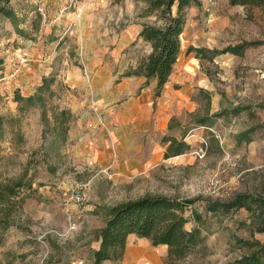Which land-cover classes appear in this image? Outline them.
<instances>
[{
	"label": "rangeland",
	"instance_id": "1",
	"mask_svg": "<svg viewBox=\"0 0 264 264\" xmlns=\"http://www.w3.org/2000/svg\"><path fill=\"white\" fill-rule=\"evenodd\" d=\"M86 1L17 3L18 11L32 5L42 14L38 30L30 20L21 24L33 32L32 37L20 36L9 20H0V116L4 118L0 183L24 182L17 189L16 203L8 206L11 225L0 229V264H45L50 255L57 260L53 264H92L90 250L100 244L98 233L105 225L107 208L149 195L196 200L187 214L193 216L195 211L201 218L191 220L187 228L199 224L203 241L181 264H229L248 252L240 239L264 242V232L253 233L246 209L229 213L207 209L209 202L229 201L239 193L264 192L262 9L232 5L230 0H202L201 6L190 9L181 49L184 69L195 70L194 90L184 93L191 106L172 117L187 128L185 139L191 149L166 159L163 136L172 133L181 138L182 134L169 130L172 117L161 112L157 101L149 121L141 122L136 116L121 123L124 138L123 134L107 141L108 136L98 130L93 141L83 139L87 126L80 121V113L72 110V102L81 96L69 85L68 69L78 70L86 80L83 50L92 55L97 51L115 73L122 71L118 75L122 77L145 58L143 45L127 43L123 31L141 20H156L140 17L147 0H89L82 7ZM93 2L99 5L95 18L90 14ZM73 20H93L87 42L79 41L75 26L73 34L68 32ZM93 32L98 35L95 40H91ZM244 42L253 45L241 56L222 53L201 59L195 51L189 52L192 46L221 51ZM22 52L28 57L27 66L19 62ZM45 78L50 83V91L42 92L46 108L21 109L16 92L26 97L35 94ZM202 89L210 93V100ZM54 108H68L74 114L68 143L55 149L49 146L55 140L54 130L43 120L44 110L51 118ZM191 113L224 115L212 126H194ZM127 132L135 135L129 137ZM78 182H90L88 200L82 206L72 197ZM0 217H6L1 207ZM58 245L63 248L61 255ZM131 246L149 260L146 264H164L168 255L166 245L154 246L149 238L137 235Z\"/></svg>",
	"mask_w": 264,
	"mask_h": 264
},
{
	"label": "trees",
	"instance_id": "2",
	"mask_svg": "<svg viewBox=\"0 0 264 264\" xmlns=\"http://www.w3.org/2000/svg\"><path fill=\"white\" fill-rule=\"evenodd\" d=\"M25 0H0V20H9L20 36L32 37L33 32H29L21 24L31 21V26L38 30V20L42 14L37 6L24 5L23 10L18 11L16 4L24 3ZM232 5H242L248 9L261 8L264 13V0H230ZM202 0H147L144 14L140 17H155L154 22H144L139 38L151 44V53L138 61L136 66L130 67L123 76H144L147 81L143 87L150 84L152 80L157 81L155 89V99L162 95L165 85L177 63L182 48L181 36L184 33L189 10L192 7L201 6ZM29 7V8H27ZM25 10V11H24ZM23 12H25L23 14ZM30 13L33 15L30 18ZM30 18V19H29ZM253 43L244 42L237 45H230L225 49L209 50L201 47H190L189 52L195 51L197 58H215L222 53H233L243 55L246 48ZM46 79V78H45ZM50 91L49 80L46 79L35 94L24 96L20 91L15 94V101L21 109L35 107L37 105L46 108V101L43 91ZM210 100V93L201 90ZM54 113L50 118L47 111L43 112V120L49 129L54 130L55 140L49 146L55 149L57 145H66L69 141L70 122L74 119L73 112L68 108H54ZM223 113H215L200 116L198 113H191L192 124L194 126H212L217 118ZM51 120L53 126L51 127ZM4 125V118L0 116V126ZM169 130L174 133L180 130L182 137L175 134H166L162 138L166 149L164 157L166 159L182 155L191 149V145L186 141L187 128L183 129L182 122L177 117H172L169 123ZM184 130V131H183ZM48 146V147H49ZM24 182L18 180L16 184L10 182L0 183V207L6 217H0V229L11 225L8 216V206L16 203L19 196L18 188ZM196 200H182L167 196H145L137 200L122 202L107 208V218L105 225L100 229L98 237L100 244L96 249L90 250L92 264H103L104 261L111 260L121 262L124 259L128 238L131 234L139 237L149 238L154 246L166 245L168 255L164 264H181L193 250L203 241L202 229L196 225L192 229L187 228L191 220H198L201 216L193 211V216L187 214V210ZM208 211H222L229 213L232 210L246 209L249 212L251 228L253 233L264 232V192L259 194L239 193L229 201L209 202ZM242 246L248 248V252L235 259L229 264H264V242L259 240H239ZM3 242L0 234V244ZM58 255L63 253L62 246L57 247ZM54 255H50L45 264H53Z\"/></svg>",
	"mask_w": 264,
	"mask_h": 264
},
{
	"label": "crops",
	"instance_id": "3",
	"mask_svg": "<svg viewBox=\"0 0 264 264\" xmlns=\"http://www.w3.org/2000/svg\"><path fill=\"white\" fill-rule=\"evenodd\" d=\"M68 1V0H65ZM89 1V0H88ZM83 3L82 7L88 3ZM73 2V1H72ZM79 2L76 1V6ZM99 5L93 2V7H90V14L92 18L96 17L95 8L99 10ZM192 7L191 9H194ZM190 11V10H189ZM190 14V12H189ZM120 17L117 18L119 20ZM97 19V18H96ZM97 21V20H96ZM68 32L73 34V26H75L76 37L79 41L85 43L88 40V27L93 24V20L85 22L73 20L70 22ZM144 21L140 23H134L128 26L122 33L123 39L129 42H138L143 45L142 56H148L152 51L151 44L145 42L142 38H139V34L142 30ZM97 34H92L91 40L97 39ZM183 39V34L181 36ZM83 58L85 63L88 64L86 73L87 77H82V74L76 70L68 69V81L69 85L76 88L78 94L81 96L72 102V110L80 113V121L86 124L87 135L85 134L84 140L93 141L97 132L103 131L102 136L107 135V141L110 138H118L124 134L123 126L121 123L126 118L139 117L141 122L149 121L151 117H154L153 105L156 102L155 89L157 81L152 80L149 85L143 87L147 81L144 76H133L119 78V74L122 71L115 73L113 68L107 66L104 63L103 58L97 51L92 55L83 50ZM197 60V59H195ZM137 62V61H136ZM135 62V63H136ZM135 66V65H133ZM194 68V67H192ZM184 69L183 66V54L181 49L180 57L175 64L174 70L170 76L169 81L164 87L162 95L157 99L161 107V112L167 114L168 118L172 117V113L176 111H182L184 107L191 106L190 99L185 96L186 90L193 91V80L195 79L194 69ZM88 70L92 71V74ZM190 86L192 89H189ZM127 96L124 100H121L122 96ZM113 96L110 100L109 97ZM150 124V123H149ZM135 134L127 132V136H133ZM126 135H123V138ZM98 145L100 143L96 141ZM135 237V234H131L128 238V246L121 262L107 260L103 264H146L148 259L140 255V250H136L131 246V239Z\"/></svg>",
	"mask_w": 264,
	"mask_h": 264
},
{
	"label": "built area",
	"instance_id": "4",
	"mask_svg": "<svg viewBox=\"0 0 264 264\" xmlns=\"http://www.w3.org/2000/svg\"><path fill=\"white\" fill-rule=\"evenodd\" d=\"M19 57H20L19 62L21 63V65L27 66L29 62L26 54L22 52L19 55ZM89 190H90V182H78L75 189L73 190L72 197L74 202L79 206L84 205L88 200Z\"/></svg>",
	"mask_w": 264,
	"mask_h": 264
}]
</instances>
